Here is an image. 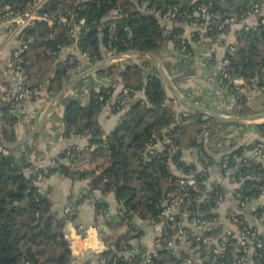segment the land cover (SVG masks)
Here are the masks:
<instances>
[{
    "label": "trees",
    "instance_id": "trees-1",
    "mask_svg": "<svg viewBox=\"0 0 264 264\" xmlns=\"http://www.w3.org/2000/svg\"><path fill=\"white\" fill-rule=\"evenodd\" d=\"M32 1L0 0V6L7 4L15 12L21 13ZM258 1L47 0L43 9L53 20L52 24L39 21L24 29L23 39L27 46L21 53V58L26 74L25 84L32 91L29 98L33 99L35 92L43 86L47 93L54 96L69 78V74L63 72V65L53 64L58 45L70 44L75 39L70 34L74 23L59 21L61 15L67 20L71 17L76 21L84 19L85 25L78 29L79 49L86 52L89 58L99 60L102 58L100 42L108 41L107 28L110 22L115 24V39L112 44L117 47V51L136 49L156 52L166 40L179 43L181 29L173 27L168 34H164L163 26L158 22L154 11L163 14L169 8L175 7L177 9L175 19L189 22L195 19L194 12L204 3L211 14L221 17L234 16L240 20ZM110 13L111 17L106 19ZM220 32L212 28L208 34L212 39H216ZM194 36L198 38L196 33ZM234 45L236 51L230 55L227 66L230 76H241L247 84L254 77L262 78L264 25L258 24L255 28L243 31ZM187 51H190L189 44ZM98 71L106 72L111 78H121L122 87L130 91L136 92L143 87L145 90L143 99L129 94L131 99L126 107L117 104L121 97L119 91L112 108L114 112H121L120 119L109 133H104L97 119L104 106L111 101L114 88L101 86L98 89H89V100L86 104L74 99L61 102L63 135L73 133L88 136V145L85 149L78 150L70 146L58 155L52 166L37 168L34 174L25 175L23 168L28 164L23 160L19 163L16 161L17 153L22 146L6 149L0 143V264H79L72 261L69 244L63 231L65 219L72 214L65 213L64 218H57L51 211L50 190L43 191L35 183V179L55 173L72 179L86 178L90 191L99 190L103 194L113 192L121 204V216L117 220H107L105 228L100 231L107 249L102 251L101 257L104 261L98 264H141V253L126 257L118 252L123 250L122 248L130 247L129 240L133 237V216L138 215L144 220H158L167 193L175 190L176 179L168 167L169 154L165 145L176 147L175 154L171 156L172 162L185 172L194 168L195 164L180 159V151L198 146L197 139L203 129L207 130L209 138L217 136L216 126L223 121L210 115L189 110L191 120L177 121L173 110L164 104L166 93L162 79L155 73H145L138 63L130 62L122 67L117 63H111L99 68ZM8 89L10 86L7 83L0 84V121L5 126H14L16 116L12 114V110L19 100L10 98L3 101L2 98H6ZM245 100L244 95L238 96L232 106L234 114L243 115L251 112L245 105ZM255 125L264 132V122ZM164 129L171 139L165 143V149L153 154L147 153V145L162 138ZM254 142L246 146L249 148L255 144ZM209 148L212 152H221L230 147L228 144L215 143ZM4 150L7 152L4 153ZM243 150L244 146H240L232 151L231 156L241 157ZM86 157H104L106 163L99 165V172L95 169L81 171L78 168H71ZM61 159L67 162L60 161ZM210 162H214V159L211 158ZM239 173L244 177L251 176L242 180L236 189L241 195V200H251L259 196L264 189V162L241 159ZM207 180L206 173H197L196 188L195 190L190 188L188 191L191 196L197 191L207 194V199L200 203V208L205 211V217L217 221L218 214L211 209L223 197L224 191L222 186L215 182H209L210 189H207ZM105 205L104 202L97 203V214ZM227 212L235 213L230 207ZM255 212L256 217L264 219V206L258 207ZM242 221L246 226L251 225L257 229L245 217ZM170 231L171 229H167L164 232L162 235L164 239ZM220 231V226L215 227L207 232L206 236L216 238L220 243ZM257 237L263 239L259 234ZM196 242L200 245L202 264H238L235 263L236 247L233 238L225 242L224 253L215 252L214 243L204 240ZM113 247L118 251H113ZM255 252V255H247L249 261L245 264H264V244ZM187 256L185 251L176 256L167 248H162L157 250L149 264H180Z\"/></svg>",
    "mask_w": 264,
    "mask_h": 264
},
{
    "label": "crops",
    "instance_id": "crops-1",
    "mask_svg": "<svg viewBox=\"0 0 264 264\" xmlns=\"http://www.w3.org/2000/svg\"><path fill=\"white\" fill-rule=\"evenodd\" d=\"M263 12L264 4L261 6V13ZM156 18L163 26L164 34H167L173 27H179L181 29L180 33L188 38L193 30V26L187 22L165 19L161 16H156ZM257 19L258 15L247 18L246 22L253 24ZM237 27L239 26H231L227 31L219 34L216 39L201 38L196 42L191 41L189 43L190 52L187 55H179L172 40H166L159 50L153 52L171 84L181 95L207 108L217 110L225 116L237 114L232 112V106L235 103L232 95L218 84V68L227 52L228 45L234 44L237 40ZM76 36H78V32ZM16 48V39L7 37L6 31L0 28V84L7 83L10 87L17 84L13 73L8 67L12 52ZM72 51L78 64L74 61V65L68 67V69L64 68V72L69 74L68 80L91 65L87 59L79 56L78 51ZM67 52V49H62L54 58L53 64H60L59 62L64 61L68 57ZM130 62L138 63L145 73H155L159 76L154 63L147 55H123L111 61V63H117L120 67ZM103 76V72H99L98 69L93 70L67 89L58 105L45 121L43 128L32 139L22 145L20 152L17 153L16 161L19 163L23 160L28 164L27 167L23 168L25 175L34 174L37 168L52 166L58 155L70 146L76 147L78 150L87 147L88 136L73 133L67 136L63 135V108L61 102L62 100L74 99L82 104L88 103L89 89H98L104 85ZM114 80L116 82L120 81L122 85L121 78L117 77ZM164 87L166 98L174 97L165 83ZM118 94L119 90L117 88L112 93L111 101L104 106L97 119L105 134L109 133L120 119L121 112H114L112 108V103ZM54 96L47 93L43 86L35 92L33 99L25 98L15 103L12 114L16 116V123L14 126H5L0 121L2 137L7 141H13L24 136L38 123L50 106ZM136 97L145 98L144 87L136 91ZM2 100L8 99L3 97ZM181 105L188 110H192L183 103ZM216 129H218L217 136L210 138V146L225 141H228L229 147L231 145L248 144L259 139L264 133L258 129L255 123L249 122L239 123L237 126L221 122L220 125L216 126ZM181 152L180 159L186 163L195 162L194 154L191 151L182 149ZM213 159L214 163H218L220 152H213ZM60 161L67 162L65 159ZM105 163L104 157H86L82 158L75 166H71V168H78L81 171L95 169L96 172H99V165ZM170 171L172 174L183 173V170L177 168L174 164L171 166ZM35 183L43 191L50 190L51 211L57 218H64L67 205H70L72 209V215L67 217L68 221L63 226L64 234L67 233L73 238V243L69 245L72 261L79 264H98L97 258L102 255L103 250L107 249L101 239L100 231L105 228L107 220H117L122 212L121 204L115 194L113 192L103 194L99 190L90 191L88 179H72L60 173L37 178ZM100 202H104L106 205L97 214L96 205ZM225 203L234 212H241L246 220L257 228L259 235L264 238V219L255 215L256 200L239 208L228 194ZM157 222L158 220H144L138 215H134L132 219L133 237L129 240L130 247L129 249L122 248V252L118 253H123L128 257L137 253L143 255V253L150 251L154 247L153 241L155 228L158 226ZM112 250L118 251L115 247Z\"/></svg>",
    "mask_w": 264,
    "mask_h": 264
},
{
    "label": "built area",
    "instance_id": "built-area-1",
    "mask_svg": "<svg viewBox=\"0 0 264 264\" xmlns=\"http://www.w3.org/2000/svg\"><path fill=\"white\" fill-rule=\"evenodd\" d=\"M45 1L47 0H33L21 13L15 12L7 4L0 6V28L6 31L7 37L10 39L15 38L17 41V48L13 50L11 61L8 64V67L13 73L17 84L7 90V99L14 98L16 100H21L29 98L32 94L31 89H29L25 84L26 74L22 66L21 58V53L27 46L26 41L23 39L24 29L39 21H46L48 25L52 24L53 20L43 9ZM75 1L79 2L82 0ZM263 4L264 0H259L257 3H254L246 16L240 20H237L234 16L221 17L216 14H211L207 11V5L204 3L201 4L194 12L195 19L187 22L193 26V30L189 34V37L185 38L181 34L179 35V43H174L178 54H189L190 51H187V44L191 43V41L196 42L201 38L210 39L211 37L208 32L211 31L212 28L221 31L220 33L222 34L231 26L238 25L239 27H237L236 30V37H238L243 31L255 28L258 24L264 25V12L261 13V6ZM176 12L177 9L172 7L163 14H160L158 11H154V14L157 17L161 16L165 19L173 20L175 19ZM256 15H258V19L255 23L249 24L246 22L247 18ZM110 17L111 13L106 17V19ZM58 19L62 22L69 21L74 23L70 34L75 39L70 44L58 45V51L56 53L57 56L62 49L68 50V57L65 58L64 61L59 62L63 65V68L68 69V67L74 65L73 63L76 59L74 58L72 50L78 51L79 56L87 59L91 65L103 58H107L121 52L117 51V47L112 44V41L115 39L114 22H110L107 28L108 41H106V43L103 41L100 42L102 58L99 60H93L88 57L86 52L79 49V44L77 42L76 33L78 32L80 26L85 25L84 19L81 18L76 21L71 17L67 20V18L62 15L59 16ZM85 28L88 29V27ZM170 31H168L167 34ZM194 33L198 35V38L194 36ZM235 51L236 47L234 44L228 45L227 52L218 68V84L232 95L235 102L240 95H244L246 98H249L253 97L257 93L264 94V76L262 78L254 77L248 84L245 83V79L241 76H230L227 71V66L229 65L230 55H233ZM76 64H78V61H76ZM103 67H105V65ZM103 80H105V82L102 86H112L114 90L118 88V90L121 91V97L117 100L118 106H127V102L131 99L129 94H134L136 96L135 91H130L128 88L122 87L120 81L116 82L114 78L108 76L106 72L104 73ZM164 104L173 110L177 116V121L191 120L189 110L181 105L175 97L166 98L164 100ZM161 136L162 138L147 145V153L153 154L165 149V143H168L171 140L169 137L170 135L167 130L164 129ZM208 139V132L203 129L197 139L199 145L184 149V151H191L194 154L195 166L188 171H183L182 174H173L176 179L175 190L168 192L166 196L167 198H165L162 203L158 216V226L155 228V237L153 241L154 247L150 251L143 253L141 256V264L151 263L153 255L156 254L157 250L162 248H167L173 255L176 256H180L181 252L185 251L188 256L185 257L180 264H202V256L199 250L200 245L196 242L197 240L214 243V245H216L214 251L224 253L225 242L228 241L229 238H233L235 240V263L245 264V262L249 261L247 255H255V251L260 248L262 244H264V238L260 239L257 237V234H259L257 229L252 228L251 225L246 226L243 223L242 219L244 215L240 212L229 214L227 212L228 207L225 203L226 197L229 194L239 208H242L248 205L251 201L255 200L257 201V208L264 206V189L256 198L251 200L245 199L244 201L241 200L240 193L236 191L242 180L247 177H251H244L239 173V161L241 159H251L255 162H264V133L259 139L255 140V142L253 141L255 144L249 148L246 146L247 144L244 143L239 146L231 145L228 150L221 151L220 161L218 163L210 162L211 158L213 159V152L209 148L210 145H208ZM223 144L229 145L228 141L223 142ZM165 146L166 151L169 154L168 167L170 170L173 165L171 156L175 154L177 149L172 145ZM240 146H244L242 156H231L232 151ZM3 152L6 153V150ZM181 153L182 152L180 151V155ZM197 173H206L208 175V180L206 182L207 189H210L209 182H215L222 186L224 195L218 200L219 202L217 205L211 209L213 212L218 214L217 221L205 217V211H202L200 208V203H204L207 199V194L205 192H199L196 190L197 193L195 195L191 196L189 194L188 189L191 188L195 190L196 188ZM245 201H247V203ZM64 212L68 214L72 213L70 205L66 206ZM67 221L68 219H65L64 223L66 224ZM218 226L221 227L220 243H218L216 238L206 236L207 232ZM167 229H171V231L164 239L162 235ZM65 238L69 241V245L73 243V238L67 233H65ZM103 261V257L100 256L97 258L98 263Z\"/></svg>",
    "mask_w": 264,
    "mask_h": 264
},
{
    "label": "water",
    "instance_id": "water-1",
    "mask_svg": "<svg viewBox=\"0 0 264 264\" xmlns=\"http://www.w3.org/2000/svg\"><path fill=\"white\" fill-rule=\"evenodd\" d=\"M123 55H128V56L147 55V56H149L151 58L152 62L154 63V65H155V67L159 73V76L161 77L163 82L167 85V87L170 88L174 97L180 103H183L184 105H186L188 108H190L192 110L199 111V112L203 113L204 115H210V116H212L218 120L228 122V123H244V122H251V121H255V120L264 118V111L249 112V113H246L243 115L225 116L217 110L207 108L203 105H200V104L188 99L187 97H184L173 87L170 80L168 79L165 72L163 71V68L159 65L157 58L155 57L153 52H151V51H140V50H136V49H128L126 51L111 55L110 57L103 58V59L95 62L94 64H92L88 68H86L85 70L81 71L80 73H78L77 75H75L74 77L69 79L66 83H64L62 88L58 91V93L52 99L50 106L46 109L45 113L43 114L41 119L38 121V123L32 129H30L24 136H22L18 139H15L13 141H7L2 137L1 130H0V143H1V145L6 149H12V148H15L18 146H22L24 143H26L27 141L32 139L43 128L45 121L49 118L50 114L53 112L55 107L58 105V103L60 102L64 92L67 89H69L71 86L76 84L82 78L87 76V74L90 73L91 71L99 69V68L103 67L104 65L110 63L112 60L118 59V58L122 57ZM64 71H65V69L63 68V72Z\"/></svg>",
    "mask_w": 264,
    "mask_h": 264
},
{
    "label": "rangeland",
    "instance_id": "rangeland-1",
    "mask_svg": "<svg viewBox=\"0 0 264 264\" xmlns=\"http://www.w3.org/2000/svg\"><path fill=\"white\" fill-rule=\"evenodd\" d=\"M245 105L248 108H250L251 112L264 111V94H257V95H254L253 97L246 98ZM260 122H264V118H261V119L255 120V121H251L249 123H260ZM220 123H219V125H220ZM210 141H211V139L209 138L208 139V145H210Z\"/></svg>",
    "mask_w": 264,
    "mask_h": 264
}]
</instances>
